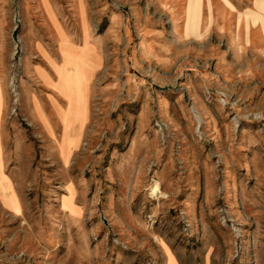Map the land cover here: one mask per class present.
Segmentation results:
<instances>
[{"label":"rangeland","instance_id":"374dc122","mask_svg":"<svg viewBox=\"0 0 264 264\" xmlns=\"http://www.w3.org/2000/svg\"><path fill=\"white\" fill-rule=\"evenodd\" d=\"M189 3L0 0V150L18 199L0 197V264H264L258 14L201 0L192 26ZM60 52L86 78L65 148Z\"/></svg>","mask_w":264,"mask_h":264},{"label":"crops","instance_id":"0c3cea01","mask_svg":"<svg viewBox=\"0 0 264 264\" xmlns=\"http://www.w3.org/2000/svg\"><path fill=\"white\" fill-rule=\"evenodd\" d=\"M188 11H189V19H190L189 24H191L192 26H196V24L199 25L201 0H190V3L188 5ZM253 11L256 14H258V23L256 24L257 26H259L262 38L264 40V0H253ZM82 53H88V52L84 51ZM61 54L63 60L68 62L64 66L58 67L59 68L57 70L58 75L56 76L58 78L53 82L54 83L53 86L58 90L60 94L67 93L71 97V100H68L67 105L65 107H58V106L55 107V110L59 116L63 128L61 144L63 148H65V146L69 145L73 139L77 138L76 129L78 127L75 124L80 125L86 115V105H85V100H83L85 99L83 97V90L85 88L84 82L86 78L85 77L82 78V75L80 74V70H82L81 69L82 61H80L79 63L77 62L72 63L71 61H69L67 54H63V53ZM72 54L80 55V53H78V51L76 50H74V53ZM80 59L83 60V58ZM67 64L70 65L68 68L66 66ZM48 76L50 77V75ZM2 101H3L2 93L0 88V111L2 108L1 107ZM33 105L35 108L34 111L36 110L37 113L42 115L43 112L39 109L38 105L36 103H33ZM1 160H2V170H3L2 154H1ZM171 263L178 264L176 260H173V262Z\"/></svg>","mask_w":264,"mask_h":264},{"label":"bare ground","instance_id":"6f19581e","mask_svg":"<svg viewBox=\"0 0 264 264\" xmlns=\"http://www.w3.org/2000/svg\"><path fill=\"white\" fill-rule=\"evenodd\" d=\"M2 160H1V150H0V197L5 204L13 205L18 207V199L16 192L12 185V182L2 171Z\"/></svg>","mask_w":264,"mask_h":264}]
</instances>
